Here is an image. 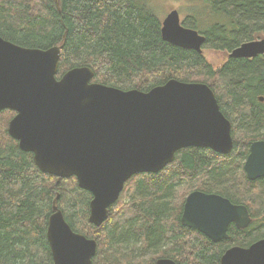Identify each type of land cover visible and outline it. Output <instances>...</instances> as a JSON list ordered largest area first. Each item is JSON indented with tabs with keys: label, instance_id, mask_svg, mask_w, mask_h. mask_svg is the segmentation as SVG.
Instances as JSON below:
<instances>
[{
	"label": "trees",
	"instance_id": "16d2710c",
	"mask_svg": "<svg viewBox=\"0 0 264 264\" xmlns=\"http://www.w3.org/2000/svg\"><path fill=\"white\" fill-rule=\"evenodd\" d=\"M185 27L204 35V46L230 51L264 36V0H188ZM153 0H0V36L28 48L61 46L56 77L88 66L91 81L147 91L174 78L207 84L231 123L232 148L220 154L186 147L156 173H138L124 184L107 218L88 221L91 193L74 176L42 172L32 153L7 132L14 111H0V264H52L46 228L55 200L72 230L96 242L93 264H220L225 249L264 237V177L243 170L249 143L264 138V61L228 58L214 68L202 52L161 37ZM206 19L205 26L202 19ZM9 115V119H8ZM184 184L222 194L249 207L247 227H228V238L210 241L182 226L173 199ZM151 255L146 259L143 256ZM138 256V257H137Z\"/></svg>",
	"mask_w": 264,
	"mask_h": 264
},
{
	"label": "water",
	"instance_id": "95a60500",
	"mask_svg": "<svg viewBox=\"0 0 264 264\" xmlns=\"http://www.w3.org/2000/svg\"><path fill=\"white\" fill-rule=\"evenodd\" d=\"M160 32L165 41L202 52L204 35L183 26L176 8L161 19ZM257 53H264V39L242 42L229 56ZM60 55L61 46L28 48L0 36V111L15 112L7 132L32 153L39 170L57 180L74 176L91 193V224L107 218L127 180L160 171L177 150L230 152V122L207 84L171 78L147 91L123 90L91 81L88 66L72 67L57 78ZM244 170L251 180L264 176V140L250 143ZM250 221L244 205L199 190L187 196L181 217L182 224L213 242L228 238L230 223L244 228ZM46 238L52 264H93L95 240L72 230L55 200ZM219 263L264 264V237L227 248ZM154 264L176 263L158 258Z\"/></svg>",
	"mask_w": 264,
	"mask_h": 264
},
{
	"label": "rangeland",
	"instance_id": "374dc122",
	"mask_svg": "<svg viewBox=\"0 0 264 264\" xmlns=\"http://www.w3.org/2000/svg\"><path fill=\"white\" fill-rule=\"evenodd\" d=\"M151 5L154 8L153 9L154 14L158 18H160V20L166 15L167 12H169L171 9L176 8L180 14V18L182 21V19H184L185 16L187 15L189 8H191L190 2L188 0H153ZM202 20L205 26L206 19L204 18ZM257 36L254 35L252 38L257 37ZM227 53L228 51H224V50H215V49L206 48V47L202 48V54L214 68L219 67L227 60ZM8 119H9V115H8ZM7 124H8V120H7ZM192 188H195V187L189 184H188V188H184L180 186L177 189V194L180 195L182 193H186L188 190ZM149 256L151 255L146 254L145 256H143V259H146Z\"/></svg>",
	"mask_w": 264,
	"mask_h": 264
},
{
	"label": "flooded vegetation",
	"instance_id": "af4514ba",
	"mask_svg": "<svg viewBox=\"0 0 264 264\" xmlns=\"http://www.w3.org/2000/svg\"><path fill=\"white\" fill-rule=\"evenodd\" d=\"M261 39H264V36L261 34H259L257 37H254V38H251L250 40H248V41H251V40H261ZM245 42V41H244ZM241 44V43H240ZM239 44V45H240ZM203 46H204V42H203ZM202 46V48H204ZM235 48V47H234ZM232 50V49H231ZM231 50L230 51H228V53H227V59L228 58H246V59H253V58H256V59H259V60H263L264 61V53H257L255 56H251V57H230L229 56V53L231 52ZM216 98V97H215ZM264 100V97L263 96H260V101H263ZM216 101H217V103H218V100L216 99ZM218 106H219V104H218ZM219 109H220V107H219ZM221 111V110H220ZM222 112V111H221ZM223 114V113H222ZM224 115V114H223ZM225 116V115H224ZM225 118L226 119H228L226 116H225ZM230 122V121H229ZM230 125H231V123H230ZM231 136H232V134H231ZM256 140H264V138H256V139H254V140H252L251 142H253V141H256ZM250 142V143H251ZM250 143H249V146H250ZM186 148V147H185ZM206 148V147H205ZM182 149V148H181ZM210 149V148H209ZM180 150V149H179ZM178 151V150H177ZM213 151V150H212ZM215 152V151H214ZM248 153H249V148H248V152H247V155H248ZM221 154V153H220ZM247 155H246V157H247ZM246 157H245V159H246ZM245 159H244V162H245ZM244 162H243V170H244ZM170 163V162H169ZM168 163V164H169ZM167 165V164H166ZM165 165V166H166ZM164 166V167H165ZM163 167V168H164ZM162 168V169H163ZM161 169V170H162ZM244 173H245V176L247 177V175H246V172H245V170H244ZM264 177V176H263ZM259 178H261V177H259ZM247 179L248 180H251V179H249L248 177H247ZM257 179V178H256ZM253 180H255V179H253ZM180 186H182V187H184V188H188V185H184V184H180V185H178V186H176V188H175V191H174V195H173V199L175 200V202H177L178 203V209H180V223L182 224V222H181V217H182V214H183V210H184V203H185V201H186V198H187V196L192 192V191H195V190H199V191H202V192H206V191H204V190H202V189H199V188H192V189H190V190H188L186 193H182V194H180V195H178L177 194V189L180 187ZM206 193H214V194H218V195H221L222 197H224V198H226V199H228L231 203H233V204H240V205H244L245 207H246V209H247V211H248V214H249V216H250V212H249V207L246 205V204H244V203H236V202H233V201H231L230 200V198H228V197H226V196H224V195H222V194H219V193H216V192H206ZM178 198V199H177ZM251 218V217H250ZM251 222V221H250ZM230 225H233L235 228H237L233 223H230L229 225H228V227L230 226ZM182 226H185L184 224H182ZM248 226V225H247ZM246 226V227H247ZM185 227H187V226H185ZM187 228H189V229H192V230H195V231H197L196 229H193V228H190V227H187ZM245 228V227H244ZM237 229H242V228H237ZM197 232H199V231H197ZM199 233H201V232H199ZM202 234V233H201ZM227 234H228V228H227ZM204 235V234H203ZM205 236V235H204ZM209 239V238H208ZM210 240V239H209ZM223 240V239H222ZM211 241V240H210ZM213 242V241H212ZM217 242V241H216ZM255 242V241H254ZM226 250V249H225ZM224 250V251H225ZM158 258H168V257H157L156 259H158ZM156 259H155V261H156ZM173 260V259H172ZM176 263V262H175ZM177 264V263H176Z\"/></svg>",
	"mask_w": 264,
	"mask_h": 264
}]
</instances>
